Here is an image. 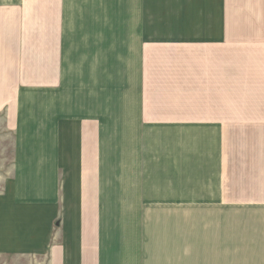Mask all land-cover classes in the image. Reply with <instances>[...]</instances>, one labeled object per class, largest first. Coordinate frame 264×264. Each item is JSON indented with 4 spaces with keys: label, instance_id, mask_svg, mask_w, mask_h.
I'll list each match as a JSON object with an SVG mask.
<instances>
[{
    "label": "crops",
    "instance_id": "0c3cea01",
    "mask_svg": "<svg viewBox=\"0 0 264 264\" xmlns=\"http://www.w3.org/2000/svg\"><path fill=\"white\" fill-rule=\"evenodd\" d=\"M197 29L188 0H0V258L188 264L195 208L264 243V0H200Z\"/></svg>",
    "mask_w": 264,
    "mask_h": 264
},
{
    "label": "rangeland",
    "instance_id": "374dc122",
    "mask_svg": "<svg viewBox=\"0 0 264 264\" xmlns=\"http://www.w3.org/2000/svg\"><path fill=\"white\" fill-rule=\"evenodd\" d=\"M191 29L197 31L200 29V0H188V39L197 34ZM193 55L188 52V80L184 81V87L178 90L183 93L181 98L188 107V114L192 115L195 112L200 113L202 104L206 106L207 101L209 104L213 102V98L207 97L206 90L202 86L200 59L192 60ZM209 95L212 97L211 93ZM3 121L4 118L0 116V191L3 179L7 177L10 165L8 160L11 155L9 145L11 134L8 135L4 129ZM201 215L199 208L188 209V238L184 240L188 245V247L184 246L188 248V264L250 263L254 261L253 255H248V247H252L256 252L258 248H264V243L262 244L261 241L250 240L255 229L260 228V225H257L258 223L242 225L241 218H236L234 222L227 219L221 225L210 224L208 240H206V225L202 224ZM183 236L184 234L182 238ZM25 263V260L18 258H0V264Z\"/></svg>",
    "mask_w": 264,
    "mask_h": 264
}]
</instances>
